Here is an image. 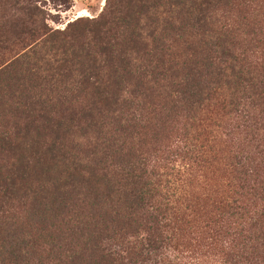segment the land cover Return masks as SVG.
Returning a JSON list of instances; mask_svg holds the SVG:
<instances>
[{"label": "trees", "instance_id": "trees-1", "mask_svg": "<svg viewBox=\"0 0 264 264\" xmlns=\"http://www.w3.org/2000/svg\"><path fill=\"white\" fill-rule=\"evenodd\" d=\"M46 22L25 0L0 22L17 51L0 63V264H264V0ZM216 120L223 193L192 174Z\"/></svg>", "mask_w": 264, "mask_h": 264}, {"label": "rangeland", "instance_id": "rangeland-1", "mask_svg": "<svg viewBox=\"0 0 264 264\" xmlns=\"http://www.w3.org/2000/svg\"><path fill=\"white\" fill-rule=\"evenodd\" d=\"M16 1L17 0H5V3H1L0 5V22L1 24H6L7 27H16ZM25 1H30V3L37 5L40 9H42L46 14V23L49 27L55 30H63L68 23L78 18L92 19L99 17L106 4V0ZM2 39L4 41H7L4 42L3 45V48L7 47V49L6 51H0V63H2L3 60L5 62L15 57L17 52L16 47L10 45L11 43L16 42V39L13 35L6 33L5 35H3ZM8 47L11 48L12 51H10ZM222 125V122L218 120L214 122L208 121L206 123V131L209 132V136H211L210 146H213V155H216V159L215 161H212L211 164H207L206 168H203L201 166L199 168H196L195 165V167L193 168L194 173H191L197 176L196 185H201V187L203 186V184L211 185L213 188L218 189L219 192L223 193L227 186L231 184V178L229 175L230 165L229 161L227 160V153L229 150H231V147H229L228 143L226 142L227 137L225 135L226 133L224 127H219ZM177 134L178 135L175 136H180L183 133L179 131ZM150 140H153V138ZM163 143L164 140L162 139L160 142L159 138V141L152 142V144L147 147L151 162L155 160L156 156H159V153H155L153 149L159 148V146ZM196 185H194V190H197L199 192V187H197Z\"/></svg>", "mask_w": 264, "mask_h": 264}]
</instances>
